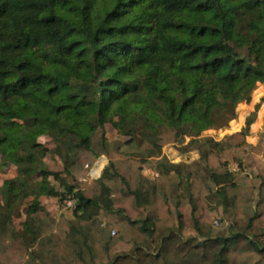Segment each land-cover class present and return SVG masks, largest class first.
Returning <instances> with one entry per match:
<instances>
[{"label":"trees","instance_id":"1","mask_svg":"<svg viewBox=\"0 0 264 264\" xmlns=\"http://www.w3.org/2000/svg\"><path fill=\"white\" fill-rule=\"evenodd\" d=\"M262 84L264 0H0V264H264V169H227L260 104L203 135ZM180 138L215 190L162 154Z\"/></svg>","mask_w":264,"mask_h":264},{"label":"rangeland","instance_id":"2","mask_svg":"<svg viewBox=\"0 0 264 264\" xmlns=\"http://www.w3.org/2000/svg\"><path fill=\"white\" fill-rule=\"evenodd\" d=\"M264 98V96L262 97ZM231 126H233V124H231ZM106 137L108 139H120V140H126L127 138H123L118 136V134L116 133V131L114 130L113 127H111V125H106ZM229 127V125L227 126V128ZM216 138L215 141H219V139L221 140L222 138H219V136H214ZM39 141L46 147L51 148L52 144L49 140V138L47 137H43L40 138ZM188 141L189 138H185L184 142L179 144L178 141L174 142L172 144L166 145L162 148V154L171 162V163H183L186 165L189 173L195 177L196 179H198L199 181H201L206 187H208L209 189H213L214 185L209 181L208 178V173L205 170V168L203 167V165L199 162V158L201 157V154L196 150L195 146L189 145L188 146ZM246 154H244L241 158V165L242 168H240L238 166V163L235 161H228L227 162V169L229 172L231 173H238V172H242L243 174H250V175H254L257 173V171L259 169H264V158L262 156H257L255 154H252L250 152V146H244ZM100 158H98L94 164L92 166H90V168H92L95 163L99 160ZM103 165H105L107 163V159L104 157L100 160V163H103ZM101 166V164L98 165V168ZM57 167L60 168V164H57ZM86 168V167H85ZM98 168L95 170V174H98V177L103 169H100V171H98ZM12 169V168H11ZM13 170L10 171L6 170V176L1 177L0 176V189L2 187V184L5 180V178L8 179V177L12 176ZM5 173V172H4ZM3 174V173H2ZM1 174V175H2ZM90 174V169L88 168V171L86 173V175L84 177L79 178L78 182L79 183H89L90 181L96 179V178H90L89 177ZM143 174L146 177L151 178L152 176L150 175V171L149 170H143ZM97 177V178H98ZM51 181L53 182V184L57 186V183L54 182L52 179ZM208 201L210 203V206L212 209H216V197L213 196V192L212 195L208 196ZM43 202V206L48 209L50 211V213L54 216V217H58L60 215L64 216L67 219L72 218V211H73V206L67 208L65 207V204L60 206L57 202L56 199L52 198V199H46L43 198L42 199ZM23 221V217L20 218H14V224L16 225V227L18 229H20V225ZM217 224H216V223ZM213 226L214 229L217 231L219 229H222L226 226L225 222L219 223L217 220L213 221ZM193 234L190 231H184L183 236L187 237L189 235Z\"/></svg>","mask_w":264,"mask_h":264},{"label":"crops","instance_id":"3","mask_svg":"<svg viewBox=\"0 0 264 264\" xmlns=\"http://www.w3.org/2000/svg\"><path fill=\"white\" fill-rule=\"evenodd\" d=\"M263 96H264V84L259 85L256 88V90L252 93L251 100L249 103L242 102L238 105V107L236 109V118L229 123L228 128L220 129V130H209V131H206L203 135L216 140V138L214 136H219V138H222L226 134H233V133L239 132L240 129L244 126L245 119L248 117V115L250 113H252L254 111L255 105L260 104L259 109L256 112V118H255L254 122L252 123V125L250 126L249 134L245 137V143L247 146H255V144L259 141L262 134H264V101L260 103ZM231 124H233V126H231ZM102 158H104V157H101L98 160V164H101L102 166H104L103 165L104 162L100 163V160ZM9 169H10V171L13 170L12 171L13 174H12V176L8 177V179L14 178L16 175V168L13 165H9L5 169V173H3L2 175L0 174V176L1 177L6 176V174H7L6 170H9ZM152 174L153 173H151L150 175L152 176ZM152 178L153 177H151L150 179H152ZM5 179H7V178H5ZM43 198H46V197L40 198V202L42 205H43V202H42ZM46 199H52V198H46ZM46 210L50 213V211L48 209H46Z\"/></svg>","mask_w":264,"mask_h":264},{"label":"built area","instance_id":"4","mask_svg":"<svg viewBox=\"0 0 264 264\" xmlns=\"http://www.w3.org/2000/svg\"><path fill=\"white\" fill-rule=\"evenodd\" d=\"M98 161L95 163V165L92 167V168H90V174H89V177L90 178H97L98 177V174H95L94 172H95V170L98 168ZM155 175L154 174H152V177H154ZM71 206H73V208H74V200L73 199H69V200H67L66 202H65V207H67V208H69V207H71ZM216 223V222H215ZM217 224V223H216Z\"/></svg>","mask_w":264,"mask_h":264},{"label":"water","instance_id":"5","mask_svg":"<svg viewBox=\"0 0 264 264\" xmlns=\"http://www.w3.org/2000/svg\"><path fill=\"white\" fill-rule=\"evenodd\" d=\"M184 140H185V138H180V139L178 140V143L181 144V143L184 142Z\"/></svg>","mask_w":264,"mask_h":264}]
</instances>
